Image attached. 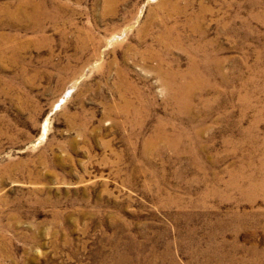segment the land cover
Listing matches in <instances>:
<instances>
[{
	"label": "rangeland",
	"instance_id": "1",
	"mask_svg": "<svg viewBox=\"0 0 264 264\" xmlns=\"http://www.w3.org/2000/svg\"><path fill=\"white\" fill-rule=\"evenodd\" d=\"M24 11L46 16L40 46ZM161 20L179 38L164 60L201 61L183 103L142 61L165 50ZM17 39L0 56V264H264V0H0V47Z\"/></svg>",
	"mask_w": 264,
	"mask_h": 264
},
{
	"label": "bare ground",
	"instance_id": "2",
	"mask_svg": "<svg viewBox=\"0 0 264 264\" xmlns=\"http://www.w3.org/2000/svg\"><path fill=\"white\" fill-rule=\"evenodd\" d=\"M114 0H106L107 3H112ZM28 2V1H27ZM105 2V1H104ZM116 2V1H115ZM25 5V4H24ZM38 5V4H37ZM30 6V4H29ZM36 6V5H35ZM110 6V5H109ZM108 6V7H109ZM112 6V5H111ZM115 4L112 6L114 7ZM107 7V8H108ZM30 8V7H29ZM32 8V7H31ZM41 8V7H40ZM39 9V8H38ZM34 11V9H32ZM31 10V11H32ZM114 10V9H113ZM174 12L176 11V7L173 10ZM25 12V11H24ZM46 12V11H45ZM54 12V11H53ZM113 12V11H112ZM18 13V12H17ZM33 13V12H32ZM38 13V12H37ZM47 13V12H46ZM50 13V12H48ZM58 13V12H57ZM106 13V11L104 12ZM108 15V14H106ZM15 18H18L19 20L22 19H28L31 23V25H36L38 26L37 28L39 29H35L36 31L39 32L40 37L38 38L37 41V46H40V44H42L44 41H46V37L44 36V31L43 29H41V27H39L40 22L44 19H46L45 17H40L38 16V14H30L28 12H25L23 14H15L13 15ZM43 16V15H42ZM105 15H103L104 17ZM10 17V15H9ZM58 17V16H57ZM11 18V17H10ZM102 18V17H101ZM13 19V18H12ZM104 19V18H103ZM9 20V19H8ZM24 21V20H23ZM21 22V21H20ZM66 22V20H65ZM27 23V22H26ZM25 23V24H26ZM44 23V22H43ZM50 23V22H49ZM24 24V23H23ZM53 25V24H52ZM56 25V24H55ZM161 27H162V31H163V36L160 38H156V43L162 47H165V50L162 54L153 51L152 49H147L146 51L149 53L148 56L143 57L142 61L143 62H149V60H154L156 62V66L159 70V78L162 82V84L170 91V93L176 98L175 102L177 101L178 103L181 101L182 103L185 102L189 95L191 94V92L197 87L196 83L199 79V64L194 60L191 59L190 61V65L187 69V72H183L180 73L179 71V67L178 64L175 62H166L164 60V58H166V56L169 54V45L171 42H174L175 44L179 43V38L176 35V30H175V26H167L166 25V21L161 20ZM35 28V27H34ZM45 28V27H44ZM33 31V30H32ZM61 32V31H60ZM82 32V31H81ZM65 34V33H64ZM175 34V35H174ZM38 35V34H37ZM61 36V35H60ZM84 37V35H83ZM35 38V37H33ZM66 38V37H65ZM114 39H117V37H113ZM31 39V38H30ZM60 40V39H59ZM111 40V39H110ZM118 40V39H117ZM34 41V40H33ZM75 41H77V43L79 44V51L78 53H83L85 51V49L88 47L86 46V44H84V42L82 41V39L80 37H78ZM90 42V44H92V50L94 51V53L97 51L99 42H96L95 40H93L92 34L91 32H88L87 35V43ZM48 43V42H47ZM6 44V43H5ZM31 44V43H30ZM90 46V45H89ZM30 46L28 45V43L26 42H22L19 41L18 39L13 43H8L6 44L4 47L1 46L0 47V56L3 58H7L9 61H16L20 55V53L26 51ZM62 47V46H61ZM199 47V46H198ZM200 48V47H199ZM196 51V50H195ZM88 52V50H87ZM77 53V52H76ZM7 55V56H4ZM69 55V54H67ZM191 55V54H190ZM75 56V55H74ZM0 57V58H1ZM2 59V58H1ZM79 60V59H78ZM213 60V59H212ZM198 61V59H197ZM174 66H176V68H174ZM204 66V64L202 65ZM164 67H166V69H164ZM205 67V66H204ZM68 67L66 66H60V71L59 73L62 74L64 72H67L68 70H66ZM207 69V68H206ZM202 70V69H201ZM203 71V70H202ZM118 72V71H117ZM204 72V71H203ZM120 73V72H119ZM207 73V72H206ZM205 74V73H204ZM119 76V74H117ZM202 75V74H200ZM125 76V75H124ZM62 77V76H61ZM125 78V77H124ZM158 79V78H157ZM202 80V78H201ZM118 86V85H117ZM196 86V87H195ZM128 88V87H127ZM131 88V87H130ZM71 89L69 88L68 91L65 93V95L63 96V98L61 99L63 102L66 101V99L68 98L69 94L72 92L70 91ZM119 90V89H118ZM165 90V89H164ZM167 90V91H168ZM121 96V95H120ZM140 96V95H139ZM127 97V96H125ZM124 96H122V99L120 100V110L123 113L127 112L128 110H133L132 108V103L130 101H127L125 99ZM192 97V96H191ZM174 99V98H173ZM137 101V100H136ZM174 101V100H173ZM61 104V103H60ZM141 105V104H140ZM176 106V105H175ZM180 106V105H179ZM178 106V107H179ZM182 106V105H181ZM139 108V107H138ZM180 109V108H179ZM129 112V111H128ZM130 115V113H129ZM125 116V115H124ZM131 116V115H130ZM138 119V118H137ZM133 122V121H132ZM135 123V122H134ZM132 124V123H131ZM177 142V141H176ZM174 147V146H173ZM264 147V146H263ZM262 167H260L259 172L262 174L263 178H264V159L262 162ZM253 181V180H252ZM248 186L251 185V181L248 180Z\"/></svg>",
	"mask_w": 264,
	"mask_h": 264
}]
</instances>
